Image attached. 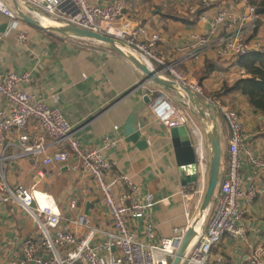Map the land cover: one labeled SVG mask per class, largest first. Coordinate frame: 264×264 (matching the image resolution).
<instances>
[{"label": "crops", "instance_id": "0c3cea01", "mask_svg": "<svg viewBox=\"0 0 264 264\" xmlns=\"http://www.w3.org/2000/svg\"><path fill=\"white\" fill-rule=\"evenodd\" d=\"M5 1L17 11L13 0ZM124 2L126 15L149 30L160 33L158 49L167 58L183 56L192 35L208 34L217 14L215 7L200 4V0ZM225 5L237 11L245 9L247 3L244 0H227ZM24 12L33 16L26 9ZM19 18L21 29L29 35L26 46L19 42L15 32L7 33L10 18L0 12V76L11 71L29 73V80L21 82L18 88L58 107L77 130L76 137L81 143L101 148L106 157L116 161L109 178L125 173L133 182L155 195L156 203L149 211L156 230L153 239L145 233L143 217L129 220L141 240L155 243L162 237H171L178 227H188L199 212L198 195L195 193L197 184H182V172L170 129L153 113L157 96H170L176 103H181L183 96L179 92L173 94L171 88L147 82L139 67L105 43L60 34ZM261 29L263 39V24ZM206 61L213 62L216 69L201 80ZM181 66L203 91L218 92L225 104L237 110L242 117L246 146L264 156V113L256 112L240 91H227L226 88L229 83L233 84L229 81L238 77L240 72L241 76L245 73L238 60L220 56L217 49H209L197 59H186ZM9 107L8 100L0 95V110ZM132 114L136 116L140 137L147 140L145 147L126 138L125 126ZM201 127L205 128L204 120ZM36 128L32 119L30 129ZM105 136L116 144L104 147ZM228 140L223 143V175ZM14 152L13 147L5 152L4 175L9 184L33 186L37 191L51 193L62 210L60 227L74 232L79 238H83L88 229L86 224L79 222L81 215L86 213L88 224L101 231L94 242L102 244L106 231L112 229L111 214L93 176L82 166L81 160L73 156L65 163L46 166L42 161L43 155L39 158H16L12 157ZM39 170L45 171V176L37 175ZM2 179L0 176V182ZM242 186L246 195L240 203L243 212L241 222L245 225L246 235L243 238L225 236L219 245L212 248L209 264L264 261V168L255 167L248 158L243 160ZM250 191L255 192L253 197L248 196ZM73 200L77 202L76 208L70 207ZM37 231L33 220L18 203H0V264H14L21 256L22 242L37 235Z\"/></svg>", "mask_w": 264, "mask_h": 264}, {"label": "built area", "instance_id": "2783aa9c", "mask_svg": "<svg viewBox=\"0 0 264 264\" xmlns=\"http://www.w3.org/2000/svg\"><path fill=\"white\" fill-rule=\"evenodd\" d=\"M225 1L200 0V4L216 8L217 14L211 22L209 33L193 34L189 46L184 48L185 54L175 58H167L160 53L159 32L149 30L125 14L124 0H21L20 3L23 11H30L43 25L44 20L58 25L73 24L116 38L123 50L134 53L147 67L157 70L164 78L189 85L198 96L211 104V112H220L226 118L230 138L222 189L207 210L203 227L190 245L182 264H209L212 248L219 245L225 236L243 238L246 235L240 205L246 195V189L242 186L243 160L248 158L255 167L264 168V156L246 146L244 125L237 110L224 105L217 96L206 97L200 85L193 81L185 82L186 78L180 70L186 59H197L209 49H217L220 56L234 60L263 50L257 7L244 0L246 8L236 11L226 6ZM0 12L10 18L7 33L15 32L19 42L26 46L29 35L20 27L18 12L5 0H0ZM29 78V73L15 71L0 76V95L10 105L9 109L0 110V176L3 178L0 182V203H18L38 230L37 235L22 242L21 256L14 264H171L191 224L186 228H176L171 237H162L155 243L141 240L129 220L143 217L145 233L153 239L156 230L149 211L156 203L155 195L133 182L125 173L109 178L116 161L106 157L101 148L81 143L76 137L77 130L58 107L18 88L21 82ZM183 101L176 103L171 97L161 94L154 100L153 113L169 129L173 125H186L189 129L197 153L199 183L195 193L199 196L197 206L200 208L207 189L211 153L207 136L195 117L191 102ZM32 119L37 125L35 130L30 129ZM104 138V147L116 144L108 136ZM12 147L15 149L12 157L39 158L43 155L42 161L46 166L65 163L73 156L81 160L110 210L112 229L106 231L102 244L94 242L101 231L88 224L86 213L81 215L79 222L86 224L88 229L83 238H79L74 232L60 227L62 210L51 193L37 191L33 186L9 184L4 175V162L7 159L6 150ZM37 175L43 177L45 171L39 170ZM254 195V191L248 193L249 197ZM70 207L76 208L77 202L71 201Z\"/></svg>", "mask_w": 264, "mask_h": 264}, {"label": "water", "instance_id": "95a60500", "mask_svg": "<svg viewBox=\"0 0 264 264\" xmlns=\"http://www.w3.org/2000/svg\"><path fill=\"white\" fill-rule=\"evenodd\" d=\"M15 7L17 8L18 15L22 17L26 22L33 24L38 27L48 28L49 30L56 31L60 34H65L69 36H74L77 38H87L95 41H100L107 44L112 50H116L120 54L127 57L129 61L134 63L139 67L145 74L147 82H155L164 86L166 88H171L179 92L183 98L191 102L193 111L198 114L199 118L202 120L211 119V124L205 127V134L209 142V153L210 163H209V174L206 184V192L200 203V208L198 214L191 221L190 227L187 229L183 236L182 244L178 251L173 256L171 264H182L190 245L192 244L194 238L198 235L199 231L196 229V223L200 217L205 219L206 212L210 208V205L216 195L217 187L220 181L221 175V164L223 159V146L222 137L218 129V118L216 114L211 112V104L207 101H203L198 94L189 86L177 82L171 78H164L157 70L147 67L134 53L126 52L122 49L119 41L111 36L95 33L91 30L77 27L73 24L58 25L51 23L50 25H43L42 22L30 15L25 13L19 0H13ZM257 12L263 13L264 7H257ZM251 77L246 75V78ZM135 114L130 115L125 126V135L128 141L137 143L140 147H145L147 145V140L142 139L141 131L138 129L137 122L135 120ZM171 137L173 139L175 154H177V160L179 164L180 171L182 172V184L184 186H189L198 181V168H197V153L195 152V147L193 145L192 136H190L189 129L186 125H173L170 127ZM204 222V220H203ZM204 224V223H203Z\"/></svg>", "mask_w": 264, "mask_h": 264}, {"label": "trees", "instance_id": "16d2710c", "mask_svg": "<svg viewBox=\"0 0 264 264\" xmlns=\"http://www.w3.org/2000/svg\"><path fill=\"white\" fill-rule=\"evenodd\" d=\"M248 2L252 6L264 7V0H248ZM197 16H199V14ZM238 65H240L241 68L244 69L245 73L247 75H250L251 77H241L237 81H235L233 85H226L227 91H240L246 96L247 100H249L251 107L256 112L260 111L264 113V51L256 50L243 57H240L238 59ZM205 66L206 67L203 70V77H201V80L210 75L212 71L216 69V65L211 61H206ZM201 98L203 97L201 96ZM217 118L218 129L222 137L223 146V143L228 140V137L230 138V128L226 118H224L223 115L217 114ZM223 158H225V155ZM225 173L226 171L223 175V170H221L220 181L217 187L218 189L212 201L213 204L216 201V196L222 189L221 184L223 182ZM198 183L199 181L196 184ZM245 264H260V262L258 260H247Z\"/></svg>", "mask_w": 264, "mask_h": 264}, {"label": "rangeland", "instance_id": "374dc122", "mask_svg": "<svg viewBox=\"0 0 264 264\" xmlns=\"http://www.w3.org/2000/svg\"><path fill=\"white\" fill-rule=\"evenodd\" d=\"M261 15H262V17H263V20H261ZM260 21H261V25L263 24L264 25V12L263 13H260ZM49 24H51L52 22H49V21H47ZM261 25H260V34H262V32H263V29H261ZM29 27H32L31 25H29ZM262 37V36H261ZM86 39V38H85ZM262 45H261V47L263 48V50L262 51H264V38L262 39ZM257 51H260V50H257ZM126 52H128V51H126ZM119 53V52H118ZM124 56V55H123ZM127 58V57H126ZM180 70H181V72L183 73V75L185 76V78H186V81L185 82H187V81H193V79L187 74V72H185V70L182 68V66L180 67ZM241 73V72H240ZM240 73L238 74V77L236 76L235 78H234V80L236 79V81L239 79V78H241V77H244V74H242L243 76H241L240 75ZM223 75H225V74H223ZM220 77H221V75H220ZM246 77V76H245ZM234 80H232V81H229V82H232L233 84L235 83V81ZM234 81V82H233ZM197 82V81H196ZM195 82V83H196ZM228 82V81H227ZM223 83V82H222ZM198 85H199V83H197ZM224 84V83H223ZM222 84V85H223ZM233 84H230L229 83V85H233ZM187 85V84H186ZM220 87H221V85H220ZM224 87H225V85H224ZM202 88V87H201ZM172 91V93L173 94H177V91H173V90H171ZM218 92H211V91H208V93L207 92H205L204 91V95L206 96V97H213V96H217V97H219L218 96V94H217ZM170 97V96H169ZM201 97V96H200ZM202 100H203V98H201ZM220 99V98H219ZM221 100V99H220ZM204 101V100H203ZM222 101V103H224L223 102V100H221ZM224 105H226V106H228L229 108H232V109H235L234 107H232V106H230V105H227V104H225L224 103ZM212 113H215L216 114V118H217V114H220V115H223V114H221L220 112H212ZM195 117L198 119V121H199V125L201 126V123H202V119L201 118H199V116H198V114H195ZM239 117H241V115L239 114ZM225 118V117H224ZM242 118V117H241ZM204 123V122H203ZM210 124H211V119L209 118L207 121L205 120V127H208L209 128V126H210ZM203 130L205 131V128H203ZM207 146H208V148L210 149V147H209V145H208V143H207ZM198 198H199V196L197 197V199H196V201L198 200ZM210 263V262H209ZM260 264H264V261H261V263Z\"/></svg>", "mask_w": 264, "mask_h": 264}, {"label": "bare ground", "instance_id": "6f19581e", "mask_svg": "<svg viewBox=\"0 0 264 264\" xmlns=\"http://www.w3.org/2000/svg\"><path fill=\"white\" fill-rule=\"evenodd\" d=\"M45 25H50L46 20L43 22ZM203 220L204 218L203 217H200L197 221V225H196V229L200 232L202 227H203Z\"/></svg>", "mask_w": 264, "mask_h": 264}]
</instances>
